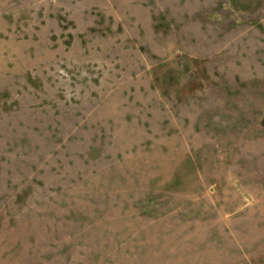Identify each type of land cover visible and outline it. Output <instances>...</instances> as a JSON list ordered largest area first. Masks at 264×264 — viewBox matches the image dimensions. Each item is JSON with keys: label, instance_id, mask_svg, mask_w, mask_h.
I'll list each match as a JSON object with an SVG mask.
<instances>
[{"label": "rangeland", "instance_id": "374dc122", "mask_svg": "<svg viewBox=\"0 0 264 264\" xmlns=\"http://www.w3.org/2000/svg\"><path fill=\"white\" fill-rule=\"evenodd\" d=\"M0 264H264V0H0Z\"/></svg>", "mask_w": 264, "mask_h": 264}]
</instances>
